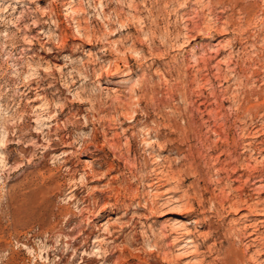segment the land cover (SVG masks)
Returning <instances> with one entry per match:
<instances>
[{"label":"rangeland","instance_id":"1","mask_svg":"<svg viewBox=\"0 0 264 264\" xmlns=\"http://www.w3.org/2000/svg\"><path fill=\"white\" fill-rule=\"evenodd\" d=\"M263 86L264 0H0V264H255Z\"/></svg>","mask_w":264,"mask_h":264},{"label":"bare ground","instance_id":"2","mask_svg":"<svg viewBox=\"0 0 264 264\" xmlns=\"http://www.w3.org/2000/svg\"><path fill=\"white\" fill-rule=\"evenodd\" d=\"M209 2H211L212 0H208ZM207 4V3H206ZM205 4V5H206ZM210 4V3H209ZM211 4H213V3H211ZM222 4V3H221ZM204 5V4H203ZM214 5V4H213ZM83 6V5H82ZM208 6H210V5H208ZM217 6V5H216ZM228 6V5H227ZM207 7V6H206ZM221 7V6H220ZM65 10H69L70 9V4L69 3H67V2H64V7H63ZM73 8V7H72ZM71 8V9H72ZM80 9V8H79ZM78 9V10H79ZM82 9H84L83 7H81V10ZM207 9V8H206ZM225 9V8H224ZM78 10H76L77 12H79ZM218 10V9H217ZM48 11H49V13L48 14H53L54 16H55V18L53 19V20H55L56 22H58V23H60V20H58V13H57V10H56V7H55V4L54 3H50V5L48 4ZM75 11V10H74ZM73 11V12H74ZM210 11V10H209ZM72 12V13H73ZM76 12V13H77ZM66 14H68V13H66ZM75 14V13H74ZM74 14H71V16L72 15H74ZM116 14V13H115ZM212 14V13H211ZM218 14V13H217ZM208 15V14H207ZM67 16V18H69V15H66ZM70 16V17H71ZM116 16H119V14L117 13V15ZM219 16V15H218ZM102 17H104V19L105 18H109L108 16H107V13H106V11H105V13H104V11H103V16ZM121 17V18H120ZM119 18H120V20H119V22H120V24L121 25H124V20L122 19V16H120ZM135 17V16H134ZM185 17H187V16H185ZM80 18V17H79ZM78 18V19H79ZM137 18V17H136ZM216 18V17H215ZM73 20H75V23H78L77 25H75L76 27L75 28H77L76 30L79 32V35L81 36L82 35V37L84 36L85 37V39L87 38L89 41H93V40H96L97 38H99L100 36H103V34H104V32L102 31V32H100V31H98V30H96L95 29V27L93 28V26L92 27H90L89 25H86V26H84V27H82V25H81V23L79 22L80 20H78V19H76V18H72ZM103 19V20H104ZM224 19H226V18H224ZM223 19V20H224ZM111 20V19H110ZM109 20V22H113V21H110ZM222 20V21H223ZM227 20V19H226ZM105 21V20H104ZM35 22V21H34ZM107 22H108V20H107ZM108 22V23H109ZM215 22V21H214ZM217 22V21H216ZM219 22V21H218ZM225 22V21H224ZM102 23H103V21H102ZM195 23V22H194ZM193 23V24H194ZM203 23V22H202ZM204 23H206V21L204 22ZM209 23H207V25H208ZM212 23H210V25H211ZM103 25V24H102ZM206 25V26H207ZM217 25V24H216ZM227 25V24H226ZM232 25V24H231ZM236 25V24H235ZM104 26H106L105 25V23H104ZM197 26V25H196ZM205 25H204V27H206ZM237 26V25H236ZM107 27V26H106ZM199 27V29L201 30V28H200V26H198ZM213 27H214V24H213ZM224 27V25L222 26V28H220L219 29V31H222V30H225V27ZM234 27V26H233ZM108 28H110L109 26H108ZM112 28V27H111ZM122 28H124V26L122 27ZM189 28V27H188ZM203 28V27H202ZM107 29V28H106ZM213 29V28H212ZM210 30V29H209ZM227 30V29H226ZM225 30V31H226ZM188 31H190L189 33H188V38H190L191 40L192 39H194L195 38V33H192L193 31L195 32V30H194V28H189V30ZM206 31H207V29H206ZM216 31V30H215ZM187 32V31H186ZM223 32V31H222ZM207 33V32H206ZM213 33V32H212ZM61 35V34H60ZM185 35V34H184ZM104 36H106V35H104ZM167 36H168V34H167ZM175 36H177L176 34H175ZM62 37V36H61ZM65 37V36H64ZM63 38V37H62ZM62 38H60V39H62ZM103 38V37H102ZM228 39V38H227ZM173 40V39H172ZM222 40V39H221ZM97 41V40H96ZM186 41V40H185ZM228 41V40H227ZM100 42V41H99ZM115 42V41H114ZM155 42V41H154ZM166 42V41H165ZM182 42H184V41H182ZM181 42V43H182ZM116 43H117V41L115 42V44L114 45H116ZM185 43V42H184ZM113 44V43H112ZM118 44V43H117ZM133 45V44H132ZM117 46V48H116V50L119 52V54H120V52H122L123 50L121 49V47H119V45H116ZM120 46H122V45H120ZM134 46V45H133ZM115 47V46H114ZM128 46H126V48H127ZM124 48V47H123ZM126 48H124V50L126 49ZM150 48V47H149ZM157 48H160V47H157ZM204 49V48H203ZM108 50V49H107ZM110 50V49H109ZM113 50V49H112ZM111 50V51H112ZM115 50V49H114ZM134 50V49H133ZM163 50V49H162ZM117 51H115V53L117 52ZM129 51V50H128ZM150 51V50H149ZM117 52V53H118ZM135 53H138V51H137V49H135V51H134ZM204 52V51H203ZM230 52H232V51H230ZM151 53V52H150ZM149 53V54H150ZM153 53V52H152ZM201 53H202V51H201ZM116 55V54H115ZM153 55V54H152ZM158 55V54H157ZM160 55V54H159ZM195 55V54H194ZM117 56H118V54H117ZM136 56V55H135ZM154 56V55H153ZM232 56V55H231ZM118 57H120L121 59H122V61L124 60L125 62H128V56L125 54V52H123V54H121L120 56H118ZM192 58V57H191ZM202 58V57H201ZM115 59V58H114ZM193 59V58H192ZM113 60V59H112ZM136 60V59H135ZM140 60V59H139ZM190 60V59H189ZM198 60H200V59H198ZM195 61V60H194ZM224 61H225V59H224ZM228 61H229V59H228ZM114 62V61H113ZM226 62V61H225ZM111 63H112V61H111ZM195 63V62H194ZM218 63V62H217ZM189 64H191V63H189ZM202 64V63H201ZM200 64V65H201ZM216 64V63H215ZM113 65V67L117 70L119 67H120V65L118 64V63H113L112 64ZM127 65V64H126ZM188 65V64H187ZM197 65V64H196ZM212 65H213V63H212ZM225 65V64H224ZM209 66H210V64H209ZM200 67V66H199ZM203 67V66H202ZM192 68V67H191ZM194 68V67H193ZM195 68H197V67H195ZM217 68H221V67H217ZM198 69V68H197ZM202 70V69H201ZM200 71V70H199ZM214 71H215V69H214ZM242 71V70H241ZM162 73H164V72H162ZM196 73V72H195ZM204 73V72H203ZM131 74V73H130ZM128 75V77L127 78H125L126 80H129V79H131V75ZM212 74V73H211ZM214 74V73H213ZM225 74V73H224ZM223 74V75H224ZM32 75V74H31ZM208 75V74H207ZM36 76H38V75H36ZM133 76V75H132ZM163 76V75H162ZM161 76V77H162ZM195 76V75H194ZM202 76V75H201ZM217 76V75H216ZM220 76H222L221 74H220ZM226 76V75H225ZM33 77V76H32ZM204 77V76H203ZM215 77V76H214ZM224 77V76H223ZM235 77V76H234ZM40 78V77H39ZM196 77H194V79H195ZM200 78V77H199ZM202 78V77H201ZM209 78V77H208ZM220 78V77H219ZM166 79V78H165ZM204 79V78H203ZM231 80V79H230ZM209 81V80H208ZM138 82H140L141 83V85H139V87H130V89H131V91H132V93H135L136 92V94H139V91L141 92V91H143L144 90V87H143V85L144 86H146L144 83H143V81L141 82V81H138ZM167 82V81H166ZM195 83L197 82V81H194ZM207 82V81H206ZM204 83V82H203ZM202 83V84H203ZM139 84V83H138ZM197 84H199V82L197 83ZM201 84V85H202ZM210 84V83H209ZM213 84V83H212ZM219 84H221V83H219ZM241 84V83H240ZM44 85V84H43ZM135 85H137V84H135ZM225 85V84H224ZM28 86H30V85H28ZM205 86V85H204ZM219 86V85H218ZM206 87V86H205ZM205 87H204V89H205ZM264 87V86H263ZM32 88H36V87H34V86H32ZM169 88V87H168ZM174 88V87H173ZM215 88V87H214ZM129 89V90H130ZM151 90V89H150ZM212 90V89H211ZM214 90V89H213ZM220 90V89H219ZM224 90V89H223ZM261 90V89H260ZM26 91V90H25ZM173 91V90H172ZM200 91H202L201 89H200ZM209 91V90H208ZM217 91V90H216ZM264 91V90H263ZM130 92V91H129ZM250 92V91H249ZM252 92V91H251ZM142 93V92H141ZM143 93H145V92H143ZM195 93V92H194ZM203 93V92H202ZM237 93V92H236ZM212 96L210 97H206V99H203V100H201L200 101V103H199V105H198V109H200L199 107L200 106H202V105H207L206 103L210 100V99H213L212 101L213 102H215L216 103V105H217V107H216V109L215 110H209V114H211L212 116H216V115H218V114H220V108L221 107H223V103H224V101H225V99H219L218 98V96H217V94L215 93V91H212ZM230 94V93H229ZM238 94V93H237ZM259 94V93H258ZM141 95V94H140ZM188 95V94H187ZM202 95V94H201ZM228 95V94H227ZM246 95V94H245ZM249 95V94H248ZM189 96V95H188ZM226 96V95H225ZM242 96V95H241ZM260 96V95H259ZM132 97V96H131ZM204 97V96H203ZM228 97V96H227ZM236 97V96H235ZM235 97H233V99L235 98ZM263 97H264V93H263ZM187 98V97H186ZM189 98H190V96H189ZM224 98V97H223ZM242 98V97H241ZM33 99H35V98H33ZM33 99H31V101L33 100ZM183 99V98H182ZM232 99V100H233ZM255 99H260L259 97L258 98H255ZM138 100V99H137ZM190 100V99H189ZM239 100V99H238ZM241 100V99H240ZM249 100V99H248ZM246 101V100H245ZM258 101V100H257ZM263 101V100H262ZM189 102V101H188ZM117 103V102H116ZM125 103V102H124ZM127 103V102H126ZM136 103V102H135ZM138 103V102H137ZM193 103V102H192ZM211 104H213L212 102H210ZM239 103H240V101H239ZM254 103H256V101L254 102ZM118 104V103H117ZM191 104V103H190ZM250 104V103H249ZM261 104V103H260ZM116 105V104H115ZM127 105V104H126ZM240 105V104H239ZM252 105V104H251ZM256 105V104H255ZM254 105V106H255ZM194 106V105H193ZM227 106V105H226ZM235 106V105H234ZM248 106V105H247ZM261 106V105H260ZM259 106V107H260ZM251 107V106H250ZM126 108V107H125ZM193 108V107H192ZM195 108V107H194ZM219 108V109H218ZM246 108V107H245ZM249 108V107H248ZM256 108V107H255ZM261 108V107H260ZM259 108V109H260ZM263 108V107H262ZM115 109V108H114ZM119 109V108H118ZM190 109V108H189ZM197 109V108H196ZM205 109H206V107H205ZM224 109V108H223ZM247 109V108H246ZM251 109H253V108H251ZM258 109V108H257ZM132 110H133V108H132ZM136 110V109H135ZM193 110V109H192ZM207 110H208V108H207ZM226 110V109H225ZM124 111V110H123ZM197 111V110H196ZM243 111V110H242ZM241 111V112H242ZM134 112V111H133ZM200 112H203V111H200ZM258 112V111H257ZM263 112V111H262ZM261 112V113H262ZM207 113V112H206ZM124 114H127V113H124ZM208 114V113H207ZM260 115V114H259ZM128 116V115H127ZM210 116V115H209ZM130 117V116H129ZM218 117H219V115H218ZM248 117V116H247ZM243 118V117H242ZM209 119V118H208ZM217 119V118H216ZM171 122V121H170ZM190 122V121H189ZM255 122V121H254ZM257 122V121H256ZM262 122V121H261ZM213 123V122H212ZM248 123V122H247ZM253 123V122H252ZM167 124V123H166ZM256 124V123H255ZM260 124V123H259ZM262 124H264V123H262ZM168 125V124H167ZM172 125V124H171ZM216 125V124H215ZM19 126V125H18ZM210 126V125H209ZM263 126V125H262ZM212 127V126H211ZM222 127V126H221ZM6 128V127H5ZM4 128V129H5ZM174 128V127H173ZM223 128V127H222ZM245 128V127H244ZM247 128V127H246ZM261 128V127H260ZM8 129V128H7ZM13 129V128H12ZM171 129V128H170ZM261 129H263V128H261ZM261 129H255L254 130V132H252V135L253 134H255V133H257V132H259ZM39 130V129H38ZM212 130V129H211ZM246 130V129H245ZM201 131V130H200ZM218 131V130H217ZM248 131H249V129H248ZM34 132V131H33ZM183 132H185V131H183ZM224 132V131H223ZM251 132H249V133H251ZM29 133V132H28ZM227 133V132H226ZM162 134V133H161ZM9 135V134H8ZM27 135V134H26ZM161 136V135H160ZM225 136V135H224ZM246 136V135H245ZM4 137H6V132L4 131L3 132V134H1L0 135V142L2 143V141L4 140ZM226 137H227V135H226ZM225 137V138H226ZM28 138V137H27ZM224 138V137H223ZM260 138V137H259ZM183 139H185V138H183ZM219 139V138H218ZM34 140V139H33ZM264 140V139H263ZM226 141V140H225ZM261 141V140H260ZM5 142V141H4ZM252 142V141H251ZM0 143V144H1ZM28 143V142H27ZM32 143V142H31ZM248 144H250L249 142H248ZM254 144V143H253ZM8 146V145H7ZM251 146V145H250ZM256 147V146H255ZM227 148V147H226ZM249 148H251V147H249ZM257 149H259V147H256ZM261 148V147H260ZM261 150V149H260ZM189 151V150H188ZM1 152V151H0ZM229 152V151H228ZM257 152V151H256ZM260 152V151H259ZM2 153V152H1ZM0 153V156H2V154ZM232 153V152H231ZM186 154V153H185ZM251 155V154H250ZM263 156V155H262ZM93 160V159H92ZM90 158H87V159H85V161L84 162H86V163H90L91 161H92ZM1 162H2V160H0ZM161 165V164H160ZM246 165V164H245ZM246 167V166H245ZM159 169V168H158ZM162 170V169H161ZM164 172V171H163ZM237 172V171H236ZM254 172V171H253ZM163 175V174H162ZM166 175V174H165ZM246 175V174H245ZM157 176H158V174H157ZM168 176V175H167ZM167 176H164V177H167ZM243 176V175H242ZM249 176V175H248ZM254 177V176H253ZM157 178V177H156ZM158 178H159V176H158ZM162 178V177H161ZM168 178V177H167ZM241 178V177H240ZM246 178H248V177H246ZM163 179V178H162ZM239 179V178H238ZM247 180V179H246ZM167 181V180H166ZM162 182V181H161ZM264 189V188H263ZM254 190V189H253ZM257 193V192H256ZM254 196V195H253ZM221 202V201H220ZM228 202H230V201H228ZM227 202V203H228ZM221 206H222V204H221ZM224 206V205H223ZM229 206V209L230 208H234L233 210H242L243 208L244 209H246L247 210V213H245L244 214V216L246 217V218H249L251 215H259L260 217H258L257 219H255L253 222H250V223H248V224H245L244 225V231H243V233H242V235L243 234H245L246 236H248V237H250V240H251V243H249V244H253L255 247V249H254V255L252 256V260H254L255 261V264H264V196H261V195H259L258 197H257V199L256 200H251L249 197H239V198H235V200L234 201H231L230 202V204L228 205ZM239 213L240 211H236V213ZM242 215V214H241ZM243 216V215H242ZM253 224V225H252ZM242 225V224H241ZM239 229V228H238ZM242 231V230H241ZM181 233H182V235H186V242H187V244L186 245H188V244H191V243H195V238H194V236H193V234H191V233H188V230L185 228V229H183L182 231H180ZM189 232H190V230H189ZM240 232V231H239ZM180 233V234H181ZM89 234V233H88ZM179 234V233H178ZM239 234V233H238ZM241 234V233H240ZM244 235V236H245ZM99 236L100 235H97L96 234V242L98 241V240H100L99 239ZM178 236V235H177ZM239 237V236H238ZM177 238H179V237H177ZM89 239V238H88ZM76 238H75V242H76ZM85 240V239H84ZM73 241V240H72ZM83 241V240H82ZM248 243V242H247ZM82 244V243H81ZM73 245H74V243H73ZM84 245H85V243H84ZM248 245V244H247ZM57 247V246H56ZM97 251H101L102 252V247H101V245H99V244H97ZM83 252L85 253V252H87V249L85 248V249H83ZM86 254V253H85ZM100 254V253H99ZM252 254V253H251ZM64 256V255H63ZM245 256V255H244ZM236 261V260H235ZM188 262V261H187ZM189 263V262H188ZM246 263V262H245ZM249 263H251V262H249ZM185 264V263H184Z\"/></svg>","mask_w":264,"mask_h":264}]
</instances>
